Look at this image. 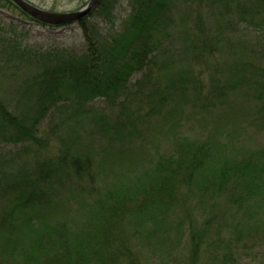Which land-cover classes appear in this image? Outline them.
I'll use <instances>...</instances> for the list:
<instances>
[{"label":"trees","instance_id":"trees-1","mask_svg":"<svg viewBox=\"0 0 264 264\" xmlns=\"http://www.w3.org/2000/svg\"><path fill=\"white\" fill-rule=\"evenodd\" d=\"M128 1L130 12L109 39L93 35L87 17L77 22L88 45L79 55L40 57L17 45L13 35L2 38L0 34L1 72L10 78L19 77L23 70L28 74L13 87L0 82V145H20L13 153H0V264H143L140 245L145 242L157 264L176 262L174 255L182 245L191 256L189 264H236L239 253L264 244V146L260 152L235 159L225 156L214 138L201 140L179 132L173 150L148 151L134 175L127 168L134 138L144 134L138 125L145 120L139 107L148 95L141 87L150 81L156 60L167 52L164 46L170 49L178 40L170 19L173 3L196 0ZM222 1L224 8L241 10V22L264 27V0ZM7 4L17 7L11 0H0L1 7ZM116 4L117 0H99L89 15L112 22ZM185 42L193 59L204 58L209 43ZM24 59L33 61V68L28 69ZM256 63L254 57H244L237 67L251 80L256 109L264 117V69ZM137 73L142 75L134 83L131 77ZM227 95L222 93L220 100ZM96 100L104 106L95 108ZM45 118L43 140L38 129ZM82 132L104 142H97L96 148L89 142L84 145ZM55 137L63 149L53 156L42 154L47 140ZM72 139L78 147L84 145L80 157L70 156L67 145ZM33 146V157L20 156ZM93 152H97L95 160ZM98 159L101 167H117L125 173L114 186L108 182L100 191L93 186L94 195L77 184L84 180L87 166ZM76 188L83 192L78 206L87 213L80 224L70 225L62 219L60 204L76 203ZM193 195L199 203L209 196L228 195L232 210L223 211L227 213L224 223L235 221L234 227L209 236L216 216L204 213L179 222L176 231L181 234L173 236L165 222ZM155 244L170 245L163 252Z\"/></svg>","mask_w":264,"mask_h":264},{"label":"rangeland","instance_id":"rangeland-1","mask_svg":"<svg viewBox=\"0 0 264 264\" xmlns=\"http://www.w3.org/2000/svg\"><path fill=\"white\" fill-rule=\"evenodd\" d=\"M27 1L53 13L79 12L89 3V0ZM217 1L214 4L212 0H196L195 3L182 5L177 2L173 3L170 19L175 25L173 35H177L178 40L175 38L177 41L170 49L164 46L167 52L162 55L164 57L156 60V64L152 67L150 81L141 87L144 96L148 95L143 107H139L145 120L139 121L138 125L143 129L144 134L141 139L140 136L134 138L133 153L126 163L133 175L139 170L144 155L148 156V151L152 154L153 151L166 153L173 150L174 140L179 132L184 136L198 137L201 140L214 138L224 148L222 153L235 159H241L250 152L259 151L264 146V117L256 109L258 102L253 99L255 88H251L253 87L249 84L251 80H246L241 73L239 74L237 67L244 57H254L257 61L256 65L264 69V27L260 28L254 23L241 22L240 9L238 11L236 6L230 9L224 8L223 1ZM18 8L8 4L5 7L0 6L2 38L13 35L17 45L30 48L40 57L46 55L45 53L53 57L54 55L60 56V54L79 55L87 50L86 37L79 23L73 22L62 26L41 25L24 16ZM113 11L114 20L112 22H107L98 15L87 17L86 20L92 28L93 35L109 39V36L119 32L123 20L130 12L129 1L117 0ZM246 17L248 20L249 16ZM191 39L204 40L209 43L204 58L195 60L191 57L190 49L185 42ZM55 60L57 59L54 58L53 61ZM23 61H26L28 69L35 65L33 61L29 63L27 59ZM1 70L0 82L8 88L13 87L14 83H20L23 79L21 77L28 76L23 70L19 77L10 78ZM141 75V73L134 74L131 81L135 83ZM233 86H237L235 87L237 90L231 91ZM136 92L142 91L136 90ZM222 93L229 95L220 100ZM103 106L102 100H96L94 103L97 109ZM47 124L48 121L45 118L38 129L42 139L45 136ZM86 131L90 133V130ZM78 134L79 132L75 135ZM84 135L85 132H82L80 136L81 141L85 142L84 145L89 142L91 147L96 148L97 142H104L96 138L97 136L88 138ZM72 141L67 145L70 156L80 157L84 145L78 147L76 139ZM47 142L48 145L42 150V154L53 156L64 147L58 137L48 139ZM19 146L1 144L0 153H13ZM34 148V146L28 148V153H21L20 156L30 159L33 157L31 154L34 153ZM95 154L97 152L92 153V160H95ZM100 163L101 159H98L96 163L87 166L83 176L84 180L77 184V188L86 187V191L95 195L96 191L93 186H97L100 191L108 182H110L109 186H114L116 180L124 176L125 172H119L120 168L101 167ZM14 168H17V165ZM77 188L73 189L75 194L79 195L76 203L67 204L63 201L60 204L62 212L59 213L64 215L63 221L70 225L80 224L87 213L85 208L78 206L83 192ZM198 198L196 195L189 196L188 201H184L185 203H182L178 211L165 222L167 228L172 227L173 236L181 234L176 231L179 222L186 221L185 219L189 216L195 219L204 213L216 216V221L208 230L209 236L219 229L227 231L230 227H234L235 221L224 223L227 213L223 211L229 208L232 210L228 195L209 196L208 201L204 200L202 203H199ZM184 240L187 242V239L184 238ZM1 245L0 243V253ZM148 245V242L140 245L142 249L144 248L143 264H157L158 258L152 252L147 251L149 250ZM168 245L170 244H163L160 247L155 244L162 248L163 252L168 251ZM178 249L174 255L176 262L171 264H189L188 260L191 256H188L184 245ZM207 251L208 249L204 246L203 252L208 257ZM252 251L239 253L236 264H264V244ZM199 264L205 263L200 262Z\"/></svg>","mask_w":264,"mask_h":264},{"label":"water","instance_id":"water-1","mask_svg":"<svg viewBox=\"0 0 264 264\" xmlns=\"http://www.w3.org/2000/svg\"><path fill=\"white\" fill-rule=\"evenodd\" d=\"M11 1L33 19L51 26H62L65 24L78 22L88 17L89 14H91L99 4V0H89V3L84 8L80 9L79 12L53 13L38 8L27 0Z\"/></svg>","mask_w":264,"mask_h":264}]
</instances>
